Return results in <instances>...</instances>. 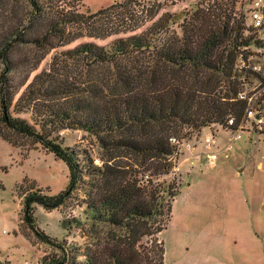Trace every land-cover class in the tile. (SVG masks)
Masks as SVG:
<instances>
[{
  "label": "trees",
  "instance_id": "16d2710c",
  "mask_svg": "<svg viewBox=\"0 0 264 264\" xmlns=\"http://www.w3.org/2000/svg\"><path fill=\"white\" fill-rule=\"evenodd\" d=\"M82 1L0 0V137L15 148L21 142L40 147L69 170L67 188L56 195L33 184L20 188L21 226L56 245L37 225L36 206L59 209L81 188L89 242L83 260L75 256L73 264H166L161 235L180 184L161 178L176 168L182 141L246 119L248 101L239 95L251 77L262 78L238 61L248 63L251 46L264 48V41L246 33L234 2L209 1L179 18L133 0L84 13ZM134 3L150 19L138 16ZM47 50L110 78L88 84L35 72ZM63 131L93 135L109 157L96 166L64 143ZM121 157L134 159L148 179L134 178Z\"/></svg>",
  "mask_w": 264,
  "mask_h": 264
},
{
  "label": "rangeland",
  "instance_id": "374dc122",
  "mask_svg": "<svg viewBox=\"0 0 264 264\" xmlns=\"http://www.w3.org/2000/svg\"><path fill=\"white\" fill-rule=\"evenodd\" d=\"M124 1L83 0L80 11L95 14ZM133 1L148 8L156 7L160 13L177 14L180 18L184 14H192L199 5L214 0ZM224 1L234 2V16H243L245 20L249 0ZM131 6L138 16L150 19L146 9L142 13V7L135 3ZM3 29L0 26V33ZM171 30L180 31L177 25ZM253 35L264 41V31ZM84 41H89V38L75 45ZM96 41L108 44L111 40ZM250 49L253 55L249 57V65L264 67V48L251 46ZM39 60V70L35 72L45 71L55 78L79 79L84 83L88 81V84L106 82L110 78L104 70H92L83 61L69 60L57 50H47ZM17 77L20 80L21 76ZM258 85L259 81L251 77L243 89L254 99L253 110L263 108L259 102L262 91ZM252 121L244 124L247 130L237 140H231L233 133L228 129L214 125L182 141L176 168L171 175L161 178L175 179L180 184L179 194L173 202L171 221L161 235L166 249V264H264V132L260 133ZM211 134L219 136L210 149L206 137ZM61 137L66 145L79 153L86 152L96 166L109 157L100 141L89 133L63 131ZM227 144L232 147L228 152L222 150ZM217 151L220 153L212 166L204 153ZM117 161H121L126 169L131 168L134 178L148 179V175H144L145 169L134 159L121 157ZM32 184L56 195L67 188L69 170L65 163L40 147L21 142V146L15 148L0 137V264H42L44 259L53 258L73 264L75 256H78L77 261H82L89 242L83 229L89 222L83 203L84 191L81 188L74 191L70 200L56 210L48 211L36 206L37 225L56 243L46 244L21 226L23 204L20 188H30Z\"/></svg>",
  "mask_w": 264,
  "mask_h": 264
},
{
  "label": "built area",
  "instance_id": "2783aa9c",
  "mask_svg": "<svg viewBox=\"0 0 264 264\" xmlns=\"http://www.w3.org/2000/svg\"><path fill=\"white\" fill-rule=\"evenodd\" d=\"M245 27L247 34L252 32L260 33L261 31H264V0H249V5L245 16ZM238 67L240 69H249L253 72L258 73L261 76L262 80H258L259 81L258 88H261L262 91L259 102L263 105V108L259 110H253L251 108V105L254 100L253 97L248 96L245 92H242L239 95V98L243 100H247L249 108L247 110L246 119L237 128L229 130L230 132L233 133L231 140L240 139L241 135L247 130V127L244 124L246 122L248 123L250 120H253L252 122L257 125L258 131L260 133L264 132V67L260 65L251 66L249 65V63H246L242 59V57L238 61ZM229 125L231 127H234L235 125L234 121L230 120ZM206 141L210 143V145L208 146V148L210 149L212 148V144L215 145L216 143L214 136H211V138H207ZM230 147L231 146L227 144L224 150L230 151L231 150ZM220 151L214 153H208V152L204 153L210 162L209 164H211L212 166L215 164V161L218 159V154L220 153ZM196 162L194 163L195 165L197 164Z\"/></svg>",
  "mask_w": 264,
  "mask_h": 264
},
{
  "label": "crops",
  "instance_id": "0c3cea01",
  "mask_svg": "<svg viewBox=\"0 0 264 264\" xmlns=\"http://www.w3.org/2000/svg\"><path fill=\"white\" fill-rule=\"evenodd\" d=\"M206 129H207V128H206ZM209 129H210V128H209ZM204 130H205V129H204ZM204 130H203V131H204ZM203 131H202V133H203ZM211 136H214V135L211 134V135L207 136L206 139L209 138V137H211ZM218 136H219V135L214 136V137H215V142H217ZM224 148H225V147H224ZM224 148H223L222 150H224ZM230 149H232V147H230ZM195 151H196V149H195ZM225 151H226V150H225ZM226 152H228V151H226ZM205 153H206V152H205ZM214 165H215V164H214ZM214 165H213V166H214Z\"/></svg>",
  "mask_w": 264,
  "mask_h": 264
}]
</instances>
